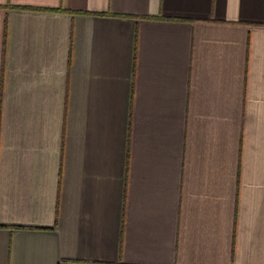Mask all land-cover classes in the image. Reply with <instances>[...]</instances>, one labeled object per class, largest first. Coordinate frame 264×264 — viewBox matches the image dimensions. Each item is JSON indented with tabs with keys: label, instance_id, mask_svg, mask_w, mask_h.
I'll use <instances>...</instances> for the list:
<instances>
[{
	"label": "crops",
	"instance_id": "crops-1",
	"mask_svg": "<svg viewBox=\"0 0 264 264\" xmlns=\"http://www.w3.org/2000/svg\"><path fill=\"white\" fill-rule=\"evenodd\" d=\"M0 264H264V0H0Z\"/></svg>",
	"mask_w": 264,
	"mask_h": 264
}]
</instances>
